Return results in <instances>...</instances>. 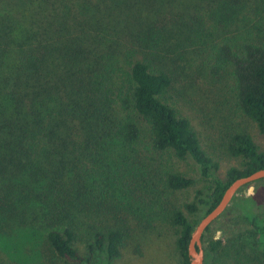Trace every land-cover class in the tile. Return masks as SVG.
<instances>
[{
	"label": "trees",
	"instance_id": "trees-1",
	"mask_svg": "<svg viewBox=\"0 0 264 264\" xmlns=\"http://www.w3.org/2000/svg\"><path fill=\"white\" fill-rule=\"evenodd\" d=\"M206 2L205 15L192 18V33L210 42L209 73L231 70L237 109L264 134L263 23L253 19L249 0ZM123 5L122 0H0V233L14 226L41 230L49 248L72 264H90L101 253L109 262L120 255L121 232L95 225L89 226L87 255H80L74 246L76 221L93 198L94 172L87 161L98 163L106 153L115 159L117 173L131 170L127 163L135 161L141 138L137 119L147 125L154 150L191 158L204 178L212 168L189 122L163 99L169 74L152 71L146 56L134 59L156 49L157 32L140 25L136 49L119 42L124 32L116 33L110 20ZM142 46L146 50H139ZM226 151L241 167L214 179L203 199L185 204L190 214L200 203L203 218L231 183L264 169V154L245 131L229 137ZM262 183L254 182V194L245 202H258ZM193 184L177 173L166 178L174 191ZM220 217L202 235L203 264L224 248L221 239L207 237ZM171 220L179 228L180 264H189L188 244L200 219L176 210ZM242 220L264 264V213L247 211Z\"/></svg>",
	"mask_w": 264,
	"mask_h": 264
},
{
	"label": "rangeland",
	"instance_id": "rangeland-1",
	"mask_svg": "<svg viewBox=\"0 0 264 264\" xmlns=\"http://www.w3.org/2000/svg\"><path fill=\"white\" fill-rule=\"evenodd\" d=\"M122 1L124 5L110 23L116 33L123 31L134 38L128 41L125 39L128 36L119 34V42L136 49L142 42L135 39L141 31L140 25L145 31L154 29L157 32L156 49L153 52L147 50L143 55L138 53L134 59L146 56L152 71L163 70L169 74L171 85L163 99L189 122L202 150L211 160L212 168L210 176L204 178L191 158L177 159L169 150H154L147 125L137 119L141 138L135 161L129 159L127 163L131 162V170L117 173L115 159L106 153L101 154L98 163L87 161L86 166L94 172V192L93 198L84 204L86 210L77 217L79 227L74 246L80 255L86 256V246L91 241L89 226L95 225L101 230H119L123 241L118 258L109 262L101 253L94 255L90 264H180L179 228L171 223L173 212L179 210L188 219H201L205 208L200 203H197L195 214H190L185 204L203 199L214 179L223 180L230 168L241 167V160L226 151L229 137L245 131L264 154V134H260L255 124L237 109L231 70L227 68L216 76L209 73L210 42L192 33V18L205 15L206 0ZM249 4L253 19L261 21L264 27V11L257 9L264 7L258 0H249ZM148 21L150 25L146 24ZM139 50L146 48L142 46ZM173 173L192 178L194 184L185 190L169 189L166 178ZM258 187H261V196L264 183ZM250 189L251 195L248 194ZM254 191V184L241 188L225 213L211 226L207 237L216 240V233L221 232L218 239L222 240L224 248L207 264H261L253 241L245 233L250 227L242 220L247 211L258 215L264 213V194L257 203L245 202ZM0 264L72 263L60 259L49 248L43 231L14 226L12 230L0 233Z\"/></svg>",
	"mask_w": 264,
	"mask_h": 264
},
{
	"label": "water",
	"instance_id": "water-1",
	"mask_svg": "<svg viewBox=\"0 0 264 264\" xmlns=\"http://www.w3.org/2000/svg\"><path fill=\"white\" fill-rule=\"evenodd\" d=\"M264 179V169L258 170L251 175L235 180L225 190L221 200L217 206L210 211L207 215L201 218L194 228L190 241L188 244V257L190 259L189 264H203L204 255L202 249L201 238L208 226L216 221L227 209L236 193L243 187L254 184L259 180Z\"/></svg>",
	"mask_w": 264,
	"mask_h": 264
},
{
	"label": "clouds",
	"instance_id": "clouds-1",
	"mask_svg": "<svg viewBox=\"0 0 264 264\" xmlns=\"http://www.w3.org/2000/svg\"><path fill=\"white\" fill-rule=\"evenodd\" d=\"M248 194H249V195L252 194V190H251V189L249 190V193H248ZM220 236H221V232L218 231V232L216 233V238L218 239V238H220Z\"/></svg>",
	"mask_w": 264,
	"mask_h": 264
}]
</instances>
